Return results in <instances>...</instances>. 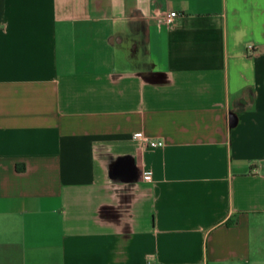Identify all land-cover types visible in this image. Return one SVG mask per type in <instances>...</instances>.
Masks as SVG:
<instances>
[{
  "label": "crops",
  "instance_id": "0c3cea01",
  "mask_svg": "<svg viewBox=\"0 0 264 264\" xmlns=\"http://www.w3.org/2000/svg\"><path fill=\"white\" fill-rule=\"evenodd\" d=\"M0 264H264V0H0Z\"/></svg>",
  "mask_w": 264,
  "mask_h": 264
},
{
  "label": "built area",
  "instance_id": "2783aa9c",
  "mask_svg": "<svg viewBox=\"0 0 264 264\" xmlns=\"http://www.w3.org/2000/svg\"><path fill=\"white\" fill-rule=\"evenodd\" d=\"M179 14H177L176 12H172V13H169L165 16L164 18V23L171 27L173 26L176 21L179 19ZM250 50H252V48L250 47L249 48ZM133 139L138 142V143H144V144H147L149 147L151 148H157V147H162L164 144L163 142H156V141H151V140H148L144 134L142 133H136L133 135ZM146 178L149 179L150 176L147 174L146 175Z\"/></svg>",
  "mask_w": 264,
  "mask_h": 264
}]
</instances>
